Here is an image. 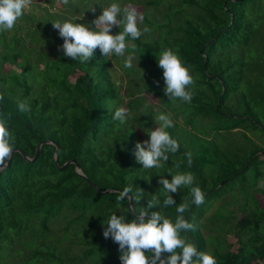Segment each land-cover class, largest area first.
I'll return each instance as SVG.
<instances>
[{
  "label": "trees",
  "instance_id": "obj_1",
  "mask_svg": "<svg viewBox=\"0 0 264 264\" xmlns=\"http://www.w3.org/2000/svg\"><path fill=\"white\" fill-rule=\"evenodd\" d=\"M43 1L47 6L32 2L35 10L27 8L0 33V112L19 150L0 168V264H122L118 244L103 236L111 213L134 218L116 195L129 185L142 189L138 207L159 200L149 213L174 220L175 206H162L158 181L177 171L191 172L205 194L196 206L189 187L172 193L176 205L189 202L184 216L195 230L186 235L197 250L207 248L202 228L219 231L223 236H208L217 264H264V203L255 196L264 202V0H117L139 5V27L151 29L129 39L133 68L123 67L126 57L112 56L124 74L118 83L99 49L87 64L64 56L51 23L61 15L60 0ZM111 2L98 0L93 15ZM165 48L179 54L195 80L190 103L163 91L157 57ZM20 101L30 111L21 112ZM118 107L128 110L124 125L113 119ZM161 112L171 115L168 131L180 147L162 168L146 170L135 145L149 139ZM71 159L79 172L73 163L62 166ZM229 233L235 249L225 241Z\"/></svg>",
  "mask_w": 264,
  "mask_h": 264
},
{
  "label": "clouds",
  "instance_id": "obj_2",
  "mask_svg": "<svg viewBox=\"0 0 264 264\" xmlns=\"http://www.w3.org/2000/svg\"><path fill=\"white\" fill-rule=\"evenodd\" d=\"M69 2L70 0H60L63 5H68ZM31 4L32 0H0V33L11 31ZM101 8V14L89 24L76 23L83 16L75 21L58 19L51 22L63 40L59 48L64 56L80 64L90 62L96 49H99L106 58L113 55L126 57L123 67L133 68L136 46L132 45V52H129V39L138 40L151 29L147 26L143 29L139 27L143 15L130 5L122 6L117 0H113ZM88 10L93 13L96 11L93 6ZM114 27L120 29L118 34H112ZM157 62L158 67L163 70V91L169 100L178 99L190 103L193 99L191 88L195 80L179 54L171 48H165L159 53ZM0 100H3V94H0ZM18 108L21 112L30 111L26 101L18 102ZM113 119L120 125L126 124L128 110L125 107L116 108ZM154 120L156 127L146 131L149 139L135 145L136 161L146 170L162 168L163 162L169 160V154H175L180 147L168 131L175 126L171 115L161 112ZM13 149L14 139L9 131L8 117L0 112V165L11 157ZM186 156L190 165L191 153H186ZM169 175L171 180L161 176L158 183L162 185V194L165 197L162 206H175L177 215L174 220L160 211L149 213V209L160 205L159 200H148L146 207H138L144 197V191L138 189L134 192L133 187L129 185L118 192L116 202L118 205L125 201L128 205L131 204L128 211L134 214V218L128 220L127 215L111 213L103 223L107 225L103 231L104 238L111 237L118 244L122 264H217L214 255L208 251H198L194 241L186 235L187 232L195 230V225L184 216L189 210V202L176 205L172 196V193H178L181 187H189L190 203L199 206L204 202V192L199 186H194L195 177L191 172H169ZM165 253L168 255L165 256Z\"/></svg>",
  "mask_w": 264,
  "mask_h": 264
},
{
  "label": "rangeland",
  "instance_id": "obj_3",
  "mask_svg": "<svg viewBox=\"0 0 264 264\" xmlns=\"http://www.w3.org/2000/svg\"><path fill=\"white\" fill-rule=\"evenodd\" d=\"M32 2L37 3V4L41 5V6H47V3H44L43 0H32ZM46 2H49V0H46ZM97 2H98V0H88L87 2L85 0H70V2H69L70 5L69 6H65L62 3L57 4L58 2H55L56 5H60V7L62 9V11H60L61 15L58 17V19L59 20L73 19L75 21L79 17H82L83 16V18L77 20L76 23L89 24L96 17L99 16V14L93 15V12L91 10H88L91 6H93L94 8H96V3ZM123 6H128V4H124ZM130 6L136 8L138 11L140 9V6L139 5L137 6L135 4H131ZM56 7H58V6H56ZM29 8H33V7L30 6ZM35 9L36 8H33L32 10H35ZM47 10L54 11L55 9L52 7V8L47 9ZM116 30L117 31L114 34H117L119 32V28L116 27ZM131 49H132V47L129 45V52H132ZM110 62H111V66L113 68L111 70L112 78L115 81H117V83H118L120 79H124V74H123L122 70L120 69V67L118 66V64L115 62V60L112 59V57H110ZM133 65H135V61H133ZM69 78H71V77H69ZM120 93L121 94L123 93V85L120 88ZM146 96H147V98H148V100H149L150 103L155 104V105L158 104L156 97H154V96H152L150 94L149 95L146 94ZM177 122H179V120H177ZM155 127H156V124L154 122L153 128H155ZM261 183H262V181L261 180H258L257 183H256V185H259V187H261L260 186ZM219 184H221V181L219 182ZM230 191H231V189H227L225 192H227L228 195H229L230 194ZM255 196H256V198H257V200H258V202L260 204H263L264 203L263 202V199L261 198L260 195H255ZM240 201H241V199L238 196V202H240ZM218 203H220L219 200L214 201L213 204H212V206L210 207V210L209 211H212V209L214 208V206L215 205H218ZM228 207L235 209V207L232 206L231 203L228 205ZM233 213L236 216L233 219V221H237L236 218L238 219L241 216V213L239 211H236V210ZM201 220L203 222V219H201ZM201 231H202V233L204 235V239H206L205 240V243H206V247L207 248H206L205 251L210 252L211 251V246L209 247V245H210V242H212L211 241L212 239L210 237H208V236L213 235V236L219 237V235H220V237H221L223 235L220 234L219 231L213 233V231H209V230L204 229V228H202ZM225 237H226L225 241H227L231 245L230 248L235 249L237 247V244L234 241L233 235L231 233H229V234H225Z\"/></svg>",
  "mask_w": 264,
  "mask_h": 264
},
{
  "label": "water",
  "instance_id": "obj_4",
  "mask_svg": "<svg viewBox=\"0 0 264 264\" xmlns=\"http://www.w3.org/2000/svg\"><path fill=\"white\" fill-rule=\"evenodd\" d=\"M41 143H42V141H40V142H38V143L36 144V146H35V148H34L33 155H32L31 158H29V160H33V159L36 157V155H37V153H38V150H39V146H40ZM14 151L19 152V150H18V149H15V148L13 149V152H14ZM56 155H57V147H55V149H54V151H53V160L56 159ZM23 156H24V155H23ZM24 157H25V156H24ZM25 158H26V157H25ZM8 160H9V159H6L5 162H4V164H3V165H0V168L3 167V166L7 163ZM69 163H73V164H74V167H75V170H76L77 172H79L78 166H77V164L75 163V161H74L73 159L65 161V162L62 164V166H63V165H66V164H69ZM106 191H110V190L108 189V190H106ZM130 206H131V205L129 204L128 207H130Z\"/></svg>",
  "mask_w": 264,
  "mask_h": 264
}]
</instances>
